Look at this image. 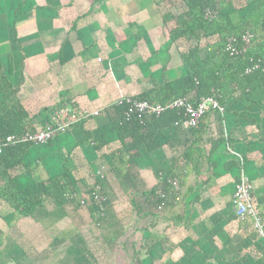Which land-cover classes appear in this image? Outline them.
<instances>
[{
  "label": "trees",
  "instance_id": "trees-1",
  "mask_svg": "<svg viewBox=\"0 0 264 264\" xmlns=\"http://www.w3.org/2000/svg\"><path fill=\"white\" fill-rule=\"evenodd\" d=\"M156 3L168 12L163 17L164 29L184 73L173 80L154 83L151 89L130 99L167 105L177 98L196 104L203 97H212L223 111H209L196 128L183 129L175 124L183 119L179 109L165 110L159 116L132 115L126 119L128 104L124 100L112 103L98 117L80 119L54 138L61 143L65 138V145L70 147L62 164L50 171H46L41 158L54 139L41 145L9 144L0 153V203L11 219L32 217L50 201L57 207L70 204L83 208L96 222L106 214L105 211L100 216L90 201L96 181L131 203L136 226L145 221L142 228L134 230L147 234L142 240L133 234L129 264H264V236L253 228L250 216L240 220L232 201L206 213L212 208L211 194L209 180L203 179L201 172L204 164L208 170L215 167L212 156L221 145L251 138L264 145V0ZM206 10L213 11L215 16L206 17ZM246 34L248 42L243 41ZM14 41L18 46L16 36ZM228 43L236 49L235 54L226 51ZM22 70L21 58L19 77L14 80L12 62L7 68L0 63V140L42 131L56 110L64 106L74 108L64 96L54 106L28 107L21 96ZM100 120L107 126L105 133L100 132ZM92 123L97 127H88ZM163 147L171 153L173 162L164 164L160 159L155 173L159 172L162 178L157 175V184L148 190L141 188L125 168L141 167L140 159L159 154ZM76 151L96 158L76 164ZM240 157L242 163L239 157L230 156L225 170L244 169ZM92 165L96 170L105 166L104 180L92 177ZM188 165L195 179L182 195L175 173L178 167ZM212 175L217 178L216 173ZM66 194L75 196L67 199ZM188 196H193L189 208L167 216L171 207L180 199L184 204ZM79 198L85 200L84 206ZM253 208L259 215L254 202ZM260 218L264 234V219ZM158 219L165 222L161 233L156 230ZM187 219L193 223L190 237L184 233ZM129 242L130 238L123 246Z\"/></svg>",
  "mask_w": 264,
  "mask_h": 264
},
{
  "label": "crops",
  "instance_id": "crops-1",
  "mask_svg": "<svg viewBox=\"0 0 264 264\" xmlns=\"http://www.w3.org/2000/svg\"><path fill=\"white\" fill-rule=\"evenodd\" d=\"M166 13L156 0H0V63L7 68L11 61L17 80L22 58L21 96L32 109L54 106L64 96L77 111L101 113L121 98H131L151 89L154 83L181 76L179 56L169 52L173 45L164 29ZM98 125L100 132H107L104 121ZM64 140L61 143L54 139L41 158L46 171L62 164L70 147ZM232 143L214 152V168L208 170L204 164L201 170L202 178L209 180L211 194L212 208L206 213L232 201L239 172L226 171L225 163L238 154L254 185L258 217L264 219V145L253 138ZM155 154L140 159L141 167L125 168L147 190L158 183L157 175L163 176L155 173L158 161L169 165L173 162L166 147ZM95 158L76 151L74 162H92ZM90 172L94 178L95 165ZM175 175L185 195L195 179L192 167H178ZM103 188L110 203L104 219L96 222L83 208L70 204L57 207L50 201L32 217L11 219L0 203V264H110L121 254L131 258L133 234L139 240L147 234L134 230L142 228L145 221L136 226L131 203L106 185ZM192 197L184 199V204L180 199L167 216L189 208ZM185 222L184 233L190 237L192 219ZM164 227L165 222L158 219L157 232ZM129 238L128 245L123 246Z\"/></svg>",
  "mask_w": 264,
  "mask_h": 264
},
{
  "label": "built area",
  "instance_id": "built-area-1",
  "mask_svg": "<svg viewBox=\"0 0 264 264\" xmlns=\"http://www.w3.org/2000/svg\"><path fill=\"white\" fill-rule=\"evenodd\" d=\"M206 17H214L213 11L206 10ZM249 35L243 36V41L248 42ZM229 54H235L237 51L234 47L228 43L225 47ZM124 100L128 104L125 112L126 119H129L132 115L139 116H159L165 110L168 109H179L182 113V120L179 124L183 129L196 128L199 124L200 119L209 111L218 110L222 112L223 109L219 106L217 101L212 97H203L196 104H192L185 99L177 98L167 105L152 104L143 100H131L130 98H121L117 102L121 103ZM98 111L88 112L86 110L77 111L69 106H64L56 110L50 117V122L46 123L44 129L35 133H24L18 135H10L0 140V153L9 144L14 143H32L36 145L45 144L46 142L54 139L56 136L64 133L71 125L78 122L80 119H86L89 117H96ZM239 157L242 163L240 155L235 154ZM105 166L98 168L94 174L95 178L104 180L105 178ZM96 179V180H97ZM176 188V186H175ZM75 194H66L67 199L73 198ZM90 201L95 209L98 211L100 216H103L106 211V204L108 202V195L104 190L102 184L96 182L92 185L90 191ZM81 206L85 205V200L79 198ZM232 203L234 205L235 215L240 219H244L245 216L252 218L253 228L258 232L260 236H264L261 220L253 208V194L251 181L247 177L244 169H240L239 181L235 185V189L232 195Z\"/></svg>",
  "mask_w": 264,
  "mask_h": 264
},
{
  "label": "rangeland",
  "instance_id": "rangeland-1",
  "mask_svg": "<svg viewBox=\"0 0 264 264\" xmlns=\"http://www.w3.org/2000/svg\"><path fill=\"white\" fill-rule=\"evenodd\" d=\"M169 52L173 53L174 56L178 57L177 51L174 49V47L171 48ZM181 73L182 74L184 73V69L183 68L181 69ZM251 185H252V194H253L254 185L252 183H251ZM129 262H130V257L129 256L124 257L123 254H121L119 257L114 258L113 261L110 262V264H129Z\"/></svg>",
  "mask_w": 264,
  "mask_h": 264
}]
</instances>
